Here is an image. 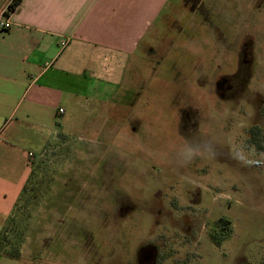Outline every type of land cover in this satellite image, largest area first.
I'll use <instances>...</instances> for the list:
<instances>
[{
	"label": "rangeland",
	"instance_id": "374dc122",
	"mask_svg": "<svg viewBox=\"0 0 264 264\" xmlns=\"http://www.w3.org/2000/svg\"><path fill=\"white\" fill-rule=\"evenodd\" d=\"M5 1L0 0V6ZM172 1L176 3L178 12L175 10L174 14H168L173 15V18L177 15L175 19H179L177 21L184 33H176L170 22L160 24V31L163 32L164 27L167 37L177 41L179 39L177 45L170 49L160 63H157L158 60L151 63L154 55H149L148 63L143 50L138 49L136 68L143 80L147 79L153 88L161 89L164 96L170 97L172 92L162 90L159 74L169 83L167 88L184 85L185 94L195 98L211 91V82L197 87L204 83V79L201 70L193 71L195 64L207 66L206 74L210 79L212 77L208 55L213 47L205 40L209 30L217 28L220 32L217 37L214 30L211 32V38H216L215 46L220 45V40L230 45L236 27V12L231 7L233 0H213L216 7L213 10L208 7L209 0H202L209 12L208 22L203 20L202 13H197L191 16V26L185 27L184 19H180L179 15L186 10L183 8L181 11V0ZM255 3L264 10V0ZM260 37H264V32ZM188 40L192 43L186 47L183 43ZM172 64L178 67L179 74L175 77L182 78V81L174 79L173 74L168 72ZM253 64L255 76L251 84L264 86V48L256 50ZM151 65L159 73V77L153 81L147 78V70ZM224 68L227 73L229 69ZM126 73L129 76L131 69ZM130 85L128 77L119 80L113 76L105 94L98 93L99 97L95 101L86 103L81 98V105L75 104V101L72 105L62 102L68 106L72 115L69 119L70 129L64 130L65 135L60 136L58 145L50 146L34 164L33 174L14 209L10 221L12 229L5 240L7 247L4 253L11 254L15 248L21 250V257L31 253L32 263L28 261L29 264H76L72 257L78 255L82 260L84 252L78 243H81L79 241L83 236L81 230L85 229L83 231L91 233L96 252L103 253L101 258L113 264H123L126 253L128 259L133 254L134 244L142 240V237L144 241L155 240L161 253L173 256L176 264H264V154L255 158L249 155L243 148V135L238 129L237 143L236 127L232 125L236 115L229 116L224 130L214 136L215 142L211 141L213 145L224 148L221 154L225 157H221H224L225 166L222 168L212 162L215 149L204 153L207 166L202 165L196 154V148L200 151L199 147L179 151L183 144L191 142L185 138L183 141H175L174 135H164L158 128L153 132L149 147L156 152L162 151L166 159L152 158L146 154V149L131 153L122 146L116 145L114 149L109 142L112 136L115 144L121 145L120 138L111 130L117 117L115 111L122 102L133 98L134 89ZM102 86L103 83H100L98 90ZM102 100H106L103 107L100 105ZM233 109L236 112V104L230 103L221 111L231 113ZM142 132L138 135L141 141L145 140L141 136ZM207 137L199 138L206 140ZM89 141L95 142L93 146L96 145L100 150L107 149L108 156L114 149L113 162L126 156L128 159L134 158L136 165L140 163V166L135 167H140L135 176H120L117 165L110 179L114 180V185L127 183L128 188L132 187L130 181L139 179L145 191L142 199L133 200L136 202V213H130L125 218L118 213L117 208L123 200L111 199L110 192L115 189V186L110 189L107 183L111 163L106 161L95 164L93 150H90L93 149V143L89 145ZM171 145L178 148L171 149ZM221 154H218L219 159ZM252 159L259 162L255 169L247 164ZM243 162L247 165L243 166ZM96 178L101 179V183L92 184ZM101 212L108 213L106 219ZM221 215L230 218L232 232L220 246H215L208 236L209 226ZM112 221L120 225L123 231L120 228L122 232L116 235L108 233L115 248L106 256L108 248L102 244L106 233L103 222L110 224ZM42 235L46 237L42 239ZM24 236L30 238V242L22 247ZM93 244L86 240L83 246L87 248ZM18 256L3 258L0 264H26L23 263L24 258ZM64 256L69 258L62 259Z\"/></svg>",
	"mask_w": 264,
	"mask_h": 264
},
{
	"label": "crops",
	"instance_id": "0c3cea01",
	"mask_svg": "<svg viewBox=\"0 0 264 264\" xmlns=\"http://www.w3.org/2000/svg\"><path fill=\"white\" fill-rule=\"evenodd\" d=\"M9 1L0 6V12ZM185 1H180V8H186ZM177 8L172 0H20L8 14L11 27L0 29V261L10 257L4 253L5 240L32 173L30 162L36 163L50 146L58 145L63 131L70 129L72 115L62 102L95 101L98 93L105 94L113 76L129 79V69L132 81H138V49L166 56L177 45L164 27L160 31V24L175 22L176 16L168 12L174 14ZM261 18L254 24H240V33L248 26L255 30L258 48H264V37L259 38L264 32L263 13ZM214 31L220 35L218 29ZM162 33L164 42H157ZM211 37L212 33L205 40ZM61 40H67L64 46ZM100 83L103 86L98 90ZM105 101H100L101 107ZM125 133L121 130L117 135ZM91 142L95 164L111 161L107 149L100 150ZM212 162L222 168L224 158ZM96 179L91 183H101ZM28 242L30 238L24 236L22 247ZM19 255L23 263H32L31 253Z\"/></svg>",
	"mask_w": 264,
	"mask_h": 264
},
{
	"label": "flooded vegetation",
	"instance_id": "af4514ba",
	"mask_svg": "<svg viewBox=\"0 0 264 264\" xmlns=\"http://www.w3.org/2000/svg\"><path fill=\"white\" fill-rule=\"evenodd\" d=\"M214 1L209 0L208 7L212 10L216 8ZM256 1L257 0H233V5L231 7L233 11L236 12V27L231 35L232 38L230 39L232 45H226L225 41L220 40V45L215 46L216 38H211L209 40L210 47H213L208 55L209 63H211L212 66L211 72H213L211 79L206 74L207 66L194 65V73L201 70L204 79V83L198 84L197 87L205 86L207 82H211L212 86L210 92H204L202 93V96L196 95L197 97L194 98L185 94L184 87L186 86L184 85H182V87L170 86L167 88L166 86H168L169 83L161 78V74H159L156 68L151 65L147 70V78L151 81L152 78L156 79V77L158 78L160 75V83L163 84L162 90L168 89L172 92L171 96L167 97L162 94L161 89L153 88L152 83L150 84L147 79L143 80L142 76L139 77L138 81H132L133 71H131L129 81H131L130 88L134 89L132 91L134 94L133 98L127 102H122L120 107H116L115 112L117 113V117L113 122L115 125L111 129L116 135L121 130L126 131V133L120 137L122 147L127 149L130 153L135 151L143 152V149H146V154H149L150 157L155 159H166L162 151L156 152L155 149L149 147L153 132L158 128L161 129L164 135H174L175 141H183L185 138L191 142V144H183L179 151H184L185 148L188 147H199L200 151L196 148V154L199 156L197 157L198 161H200L202 165L207 166L204 153L215 149L213 157L211 158L219 159L218 154H221L222 151H224V148L218 147V145H213L211 141L215 142L213 139L214 136L220 134V132L224 130V126L228 122L227 120L229 119V116L236 115V121L233 122L232 125L236 127L237 143V138L239 137L238 129L243 135V148L248 151L249 155L252 154V157L255 158L258 155L264 154V86L256 87L251 84L255 76L253 63L254 54L256 50H258V42L255 38V30H250L249 26L248 29L243 30V33H240V24H254L256 21L262 19L261 15L262 13L264 14V10H262L260 5L255 3ZM184 4L186 12L179 16H181L180 19H184L185 27L191 26V17L189 14L192 11L202 13L203 20L208 22L209 12L202 0H186ZM180 9L182 11L183 8ZM177 20L179 19L177 18L171 26L175 27L174 29L176 30V33H184L183 27ZM216 29L217 28H211V30H209V35L212 30ZM164 33H162L161 37L155 40L157 42H164ZM171 41L178 43L179 39L177 41L172 38ZM216 47H218V49H215ZM149 55H152L150 51L144 53V58L148 63H150L148 60ZM153 57L155 58L151 59V63L157 62V60V63H160L164 60L165 56L155 54ZM224 67L229 69L227 73L225 72ZM177 68L178 67H176L175 64H172L171 68L168 69V72L172 73L175 77L179 74ZM174 79L179 81L183 80L182 78L180 79L177 77ZM230 103L236 104V112L234 109L230 111L231 113L221 111ZM202 104H204L203 107ZM120 108L122 111H125V113H122ZM122 127H124V129ZM140 132H142L141 136H144L145 140L143 141L138 138ZM206 135H208L206 140L205 138H199ZM110 140V144H112L115 149L116 144L114 136H112ZM202 140L203 143H201ZM171 142H173L172 139ZM175 145L174 147L171 145L173 147L171 149L178 148L175 147ZM114 149L109 155L111 159V161L109 160L111 163V172L107 179L110 181L114 168L117 165H119L120 168V176H135V173L140 171V167H135L140 166V163L136 165L133 161L134 158L128 159L126 156H123L121 159H115L113 162L112 158H114ZM215 154L217 155L215 156ZM221 156L222 154L220 155V158H222ZM248 162V166L253 169L256 168L255 165L259 164L255 159L248 160ZM243 164H245L243 166L247 165L246 162H243ZM131 165L133 167H131ZM147 178L149 180L148 176ZM109 181L108 184L111 186L110 189H112V186H115V189H112L110 192L111 199H113V201L115 199L123 200L117 208L118 213L124 215V218L130 213H136V202L133 200L137 198L142 199L143 192L145 191L142 187L143 185L139 182V179L137 180L134 178L129 182V184L132 185L131 188H128L127 183L126 185L122 183L120 185H114V180ZM107 214L108 213L101 212V215H104L105 219ZM105 219L103 220L105 221ZM106 222H103V224H105L104 227L106 233H104L102 244L108 248L106 253L107 256L111 254L115 248L114 244L110 242L108 233L113 232L116 235L122 232L123 229L113 221L110 222V224H106ZM83 230L85 229L81 230L83 233L82 240L79 241L81 243H77L84 254L81 257L82 260H80L78 255L73 256L72 259H74L75 263L113 264L110 260H103V258H101L103 257L101 256L103 253L96 252L91 233ZM130 231L132 232L133 229ZM143 239L144 238L142 237V240H139V242L134 244L133 254L128 256V259L126 257L128 252L126 253L125 251L126 256L123 260V264H176L173 256L170 254L164 256L161 253L160 247L157 246L155 240L151 241V239H148L144 241ZM86 240L91 241L93 245L87 248L84 247L83 245ZM121 244H123L122 241ZM65 258L68 259L69 257L64 256L62 259Z\"/></svg>",
	"mask_w": 264,
	"mask_h": 264
},
{
	"label": "trees",
	"instance_id": "16d2710c",
	"mask_svg": "<svg viewBox=\"0 0 264 264\" xmlns=\"http://www.w3.org/2000/svg\"><path fill=\"white\" fill-rule=\"evenodd\" d=\"M19 2H20V0H10L8 2L5 10H4V14L8 15L10 12H12L16 8V6L18 5ZM30 164L33 167L35 162L32 161V162H30ZM32 174H33V169H32L31 176H32ZM31 176H30V178H31ZM25 189H26V186L24 188V191H25ZM211 223L212 224H210V226H209L210 230H209L208 236H209L212 244H214L215 246H220L222 244V242L226 238H228L232 232L231 220L228 216L221 215V216L217 217ZM2 238H3V236L1 235L0 236V245L3 243ZM8 254H10V253H8ZM18 255H19L18 248H15L13 253L10 254V256H18Z\"/></svg>",
	"mask_w": 264,
	"mask_h": 264
},
{
	"label": "built area",
	"instance_id": "2783aa9c",
	"mask_svg": "<svg viewBox=\"0 0 264 264\" xmlns=\"http://www.w3.org/2000/svg\"><path fill=\"white\" fill-rule=\"evenodd\" d=\"M11 21L9 19V16L4 14L3 12H0V29H8L11 27ZM67 40H61L60 45L64 46L66 44ZM59 112H62V108H58Z\"/></svg>",
	"mask_w": 264,
	"mask_h": 264
}]
</instances>
